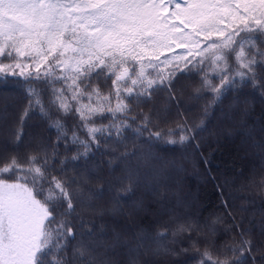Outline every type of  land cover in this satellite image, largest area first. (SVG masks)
<instances>
[{"label": "trees", "instance_id": "16d2710c", "mask_svg": "<svg viewBox=\"0 0 264 264\" xmlns=\"http://www.w3.org/2000/svg\"><path fill=\"white\" fill-rule=\"evenodd\" d=\"M186 52L175 47L160 59ZM0 62L10 63L11 58L0 57ZM194 64L195 60L188 65L191 72L177 71L170 81L157 85L161 90L150 98L141 97L139 103L126 99L127 113H116L113 120L97 117L94 125L89 123L105 128L103 134L96 133V141L79 126L78 115L48 104L51 91L43 81L33 80L29 85L18 76L0 80V163L13 155L23 162L38 150L49 156L51 174L70 184V194H76V215L69 217L72 231L95 234L89 243L97 250L98 264H129L130 253L136 249L140 250L138 264H201L205 250L214 260L227 257L232 261L235 257L228 246L239 244L241 234L252 241L251 254L244 252L247 264H264V81L255 87L226 86L212 103L215 94L202 89L201 80L207 74L218 84L220 73L213 72L208 61L200 66L203 71ZM148 71L156 75L155 70ZM53 83L67 88V83ZM29 87L41 93L44 112L30 105L34 97ZM93 87L108 94L114 85L101 78L93 81ZM65 95L70 97L71 90ZM70 103L78 107L76 101ZM115 103L113 99V107ZM145 115L149 117L147 129ZM57 121L63 130L56 127ZM112 123L120 129L119 136L116 127H108ZM178 124L191 129L183 144L153 147L148 143L150 132L179 131ZM136 128L143 130L142 136H137ZM17 131L19 141L14 135ZM73 133L89 142L87 154L82 144L73 142ZM137 150L153 155L145 162L140 155H131ZM125 152L129 158L122 160ZM125 168L138 169V183L132 194L123 195L117 203ZM137 204H142L139 210ZM178 224H191L193 229L176 233ZM158 233L164 235L158 237ZM76 243L71 241L72 246Z\"/></svg>", "mask_w": 264, "mask_h": 264}, {"label": "snow or ice", "instance_id": "6c2138e0", "mask_svg": "<svg viewBox=\"0 0 264 264\" xmlns=\"http://www.w3.org/2000/svg\"><path fill=\"white\" fill-rule=\"evenodd\" d=\"M175 47L187 52L160 59ZM0 57L11 58L10 63L0 62V80L18 76L29 85L33 80L43 81L51 91L48 104L73 117L78 115L79 126L96 141V133L103 134L105 128L89 123L94 125L97 117L113 120L116 113H127L126 99L139 103L141 97L150 98L161 90L157 85L188 69L193 60L198 71L208 61L212 71L220 73L218 84L207 74L201 80L202 89L215 94L212 103L220 99L226 86L255 87L264 81V0H0ZM25 58L28 63L23 62ZM101 78L111 80L112 92L103 94L93 87V81ZM53 81L67 83V88H57ZM69 90L70 97L65 95ZM29 92L34 97L30 105L34 103L44 112L41 93L31 87ZM70 101H76L78 107ZM105 112L112 115L105 116ZM148 119L143 117L145 129ZM56 127L63 130L60 121ZM108 127H116V135H120L115 123ZM176 127L179 131L150 132L148 143L153 147L183 144L191 129ZM134 131L143 135L141 128ZM14 135L19 141L20 132ZM73 137L87 154L89 142L79 140L75 133ZM129 155L125 152L122 160ZM131 155H140L147 162L153 154L137 150ZM49 159L38 150L23 162L13 155L0 163V264H98L97 250L89 243L95 234L90 230L73 233L69 217L76 215V194H70V184L51 174ZM124 172L117 203L123 195L132 194L138 183V169L125 168ZM141 207L137 204L138 210ZM192 229L191 224H178L176 233ZM241 235L239 244L228 246L234 260H214L205 250L201 264H247L244 252L251 254L252 241ZM72 240H77L75 246ZM139 252L130 253L129 264H138Z\"/></svg>", "mask_w": 264, "mask_h": 264}, {"label": "rangeland", "instance_id": "374dc122", "mask_svg": "<svg viewBox=\"0 0 264 264\" xmlns=\"http://www.w3.org/2000/svg\"><path fill=\"white\" fill-rule=\"evenodd\" d=\"M171 10H172V8L169 9V11H171Z\"/></svg>", "mask_w": 264, "mask_h": 264}]
</instances>
